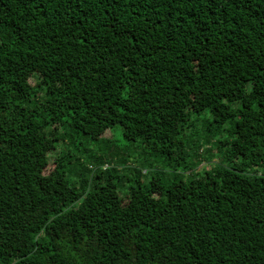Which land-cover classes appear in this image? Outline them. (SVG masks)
<instances>
[{
  "label": "trees",
  "instance_id": "trees-1",
  "mask_svg": "<svg viewBox=\"0 0 264 264\" xmlns=\"http://www.w3.org/2000/svg\"><path fill=\"white\" fill-rule=\"evenodd\" d=\"M0 264H264V0H0Z\"/></svg>",
  "mask_w": 264,
  "mask_h": 264
},
{
  "label": "rangeland",
  "instance_id": "rangeland-1",
  "mask_svg": "<svg viewBox=\"0 0 264 264\" xmlns=\"http://www.w3.org/2000/svg\"><path fill=\"white\" fill-rule=\"evenodd\" d=\"M107 136H110V133H108L107 134ZM114 136L116 137V140L118 141V143L119 144H121V141H122V133H121V129H116L115 130V133H114ZM67 145V144H66ZM68 146V145H67ZM63 149V147H62V145L60 146V147H57V151H55V152H53V153H50V161L51 162H53L54 161V159H55V156H57L58 154L57 153H59V152H61V150ZM57 152V153H56ZM213 152L214 153H218V150L217 149H213ZM214 162L216 163L217 162V158L214 160ZM141 162H138L137 163V165H138V167H136V168H140V166H141ZM205 166H207V162H203V165H202V167H205ZM53 167V165H52V163H51V168ZM165 173V170H164V168L162 167V166H160V165H157V166H155L153 169H151L150 167H146L145 169H143V176H142V178H143V181L144 182H148L150 179H151V176L152 175H154V174H158V175H162L163 176V174ZM130 176H131V173L129 172L128 173ZM167 174H169V173H167ZM185 175H186V173H185ZM126 189V190H125ZM124 189V193H128V189L127 188H125ZM123 193V194H124Z\"/></svg>",
  "mask_w": 264,
  "mask_h": 264
}]
</instances>
